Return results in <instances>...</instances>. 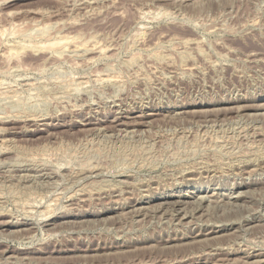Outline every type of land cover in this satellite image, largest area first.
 Instances as JSON below:
<instances>
[{"label": "rangeland", "instance_id": "rangeland-1", "mask_svg": "<svg viewBox=\"0 0 264 264\" xmlns=\"http://www.w3.org/2000/svg\"><path fill=\"white\" fill-rule=\"evenodd\" d=\"M0 84V264H264V0H0Z\"/></svg>", "mask_w": 264, "mask_h": 264}, {"label": "bare ground", "instance_id": "bare-ground-1", "mask_svg": "<svg viewBox=\"0 0 264 264\" xmlns=\"http://www.w3.org/2000/svg\"><path fill=\"white\" fill-rule=\"evenodd\" d=\"M47 27V26H46ZM46 29V28H45ZM47 30H45L44 32H46ZM47 34V33H46ZM43 36H45V35H43ZM67 37V36H66ZM71 37V36H70ZM64 38V37H63ZM72 39V38H71ZM69 40V37L68 38H66V39H62L60 42H62V41H64V42H62V44H64L65 45V43H71V41L72 40H74V39H72V40ZM80 39V38H79ZM29 40V39H28ZM49 41V40H48ZM58 41V40H57ZM70 41V42H69ZM33 42V41H32ZM51 43V42H50ZM53 43V42H52ZM55 43V42H54ZM58 43V42H57ZM55 43V45H58V44H61V43ZM73 43V42H72ZM88 43V42H87ZM45 44V43H44ZM28 45V44H27ZM35 45V44H34ZM46 45V44H45ZM44 45V46H45ZM48 45V44H47ZM50 45V47H51V44H49ZM36 46V45H35ZM53 46H54V44H53ZM59 46V45H58ZM61 46V45H60ZM78 46V45H77ZM76 46V47H77ZM37 47V46H36ZM46 47V46H45ZM45 47H41V48H45ZM62 47V46H61ZM60 47V48H61ZM75 47V46H74ZM53 48H55V47H53ZM57 48V47H56ZM68 48V47H67ZM46 49V48H45ZM51 49V48H50ZM78 49V48H77ZM43 50V49H42ZM65 50V49H64ZM103 50V49H102ZM44 51V50H43ZM71 51V50H70ZM74 51V50H73ZM13 52V51H12ZM48 52V51H47ZM65 52V51H64ZM11 53V52H10ZM79 53V52H78ZM7 54V53H6ZM57 54V53H56ZM16 55V54H15ZM60 55V54H59ZM58 56V55H57ZM86 56V55H85ZM112 56V55H111ZM11 57H13V56H11ZM109 57V56H108ZM64 58V57H63ZM62 58V59H63ZM13 59V58H12ZM92 60V59H91ZM129 63V62H128ZM131 67V66H130ZM139 74V73H138ZM92 75V74H91ZM128 76V75H127ZM118 77V76H117ZM120 80V79H119ZM101 81V80H100ZM99 81V82H100ZM110 82V81H109ZM108 82V83H109ZM0 86H2L1 84H0ZM91 86V85H90ZM71 88V87H70ZM79 88V87H78ZM36 90V89H35ZM88 90H90V89H88ZM30 91V90H29ZM118 91V90H117ZM75 92V91H74ZM106 92V91H105ZM99 94V93H98ZM5 95V94H4ZM62 95V94H61ZM116 95V94H115ZM121 95V94H120ZM59 97V96H58ZM63 97V96H62ZM90 97V96H89ZM63 100V99H62ZM65 105V104H64ZM97 107V106H96ZM57 112V111H56ZM24 116V115H23ZM11 118V117H10ZM20 118V117H19ZM40 119V118H39ZM4 128V127H3ZM135 129V128H134ZM245 129V128H244ZM122 130V129H121ZM97 133V132H96ZM208 134V133H207ZM244 135V134H243ZM252 137V136H251ZM12 138V137H11ZM229 140V139H228ZM120 143V142H119ZM17 144V143H16ZM3 145V144H2ZM106 145V144H105ZM234 146V145H233ZM2 148V147H1ZM6 148V147H5ZM9 148V147H8ZM100 149V148H99ZM260 151V150H259ZM237 152V151H236ZM264 152V151H263ZM257 153V152H256ZM181 159V158H180ZM244 160V159H243ZM207 161V160H206ZM18 162V161H17ZM178 162V161H177ZM180 162V161H179ZM228 162V161H227ZM13 163V162H12ZM210 163V162H209ZM2 164V163H1ZM4 164V163H3ZM220 164V163H219ZM3 166V165H2ZM63 166V165H62ZM101 168V167H100ZM33 175V174H32ZM175 182V181H174ZM116 183V182H115ZM130 196V195H129ZM28 197V196H27ZM57 199V198H56ZM55 205V204H54ZM52 207V206H51ZM50 209V208H49ZM45 211V210H44ZM44 217V216H43ZM16 221V220H15ZM187 227V226H186ZM30 235V234H29ZM50 235V234H49ZM30 237V236H29ZM249 264V263H248Z\"/></svg>", "mask_w": 264, "mask_h": 264}]
</instances>
